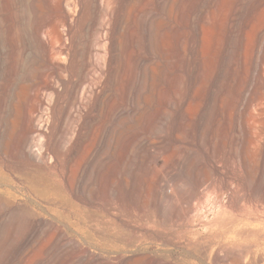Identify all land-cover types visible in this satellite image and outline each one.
<instances>
[{"label": "bare ground", "instance_id": "obj_1", "mask_svg": "<svg viewBox=\"0 0 264 264\" xmlns=\"http://www.w3.org/2000/svg\"><path fill=\"white\" fill-rule=\"evenodd\" d=\"M208 130L217 138L205 147ZM129 145L136 161L154 163L155 215L191 224L207 190L220 202L231 188L208 239L253 236L233 212L264 205V0H0V243L18 239L4 227L25 224L21 242L49 231L76 264L106 263L69 238L56 208L119 206ZM10 163L34 174L44 212L4 185Z\"/></svg>", "mask_w": 264, "mask_h": 264}, {"label": "rangeland", "instance_id": "obj_2", "mask_svg": "<svg viewBox=\"0 0 264 264\" xmlns=\"http://www.w3.org/2000/svg\"><path fill=\"white\" fill-rule=\"evenodd\" d=\"M151 132L152 130L150 132L143 130L142 135H154V132ZM216 134L213 133L214 138L209 130L204 132L202 141L205 147H208L217 138ZM111 136L113 137V134ZM127 147L123 149V158L117 165L118 171L123 177V181L117 182L121 196L119 206H115L111 200L105 197L106 199L100 198L98 201L90 203L83 202L67 208H56L57 214L60 216H58L59 224L63 228L67 227L62 225V223H66L62 217L65 215L64 218L69 220L70 226L66 230L70 239L79 240L90 252L96 251L97 254L111 257L103 264H264V205L261 202L254 201L252 205L248 204L233 212L240 222L249 218L253 236L239 241L218 242L212 238L208 239L212 233L220 232L219 229L211 225V221L226 218L228 215V209L223 206L219 208V205H222L231 196V188H227L220 194V202L216 201L218 192L207 190L208 195L203 194L201 197V200L206 199L205 202L199 200L197 206L199 212L196 210L191 214V224L177 222V220L164 215L165 211L160 212V216H157L151 211L153 209L151 199L155 175L154 163L150 157L146 156L141 162L136 161V158L131 154L132 145ZM102 151L105 155L113 154L109 142L105 143ZM163 164L164 161L161 160L156 166L159 167ZM186 168L184 167L182 170L181 177H188L190 170L188 166ZM131 169H134V174H131ZM185 170L186 172H184ZM4 172L6 173L5 181H2L4 185L18 195V198L26 200L29 203L27 205H31L37 211L44 212L47 202L36 196V191L33 190L36 178L34 174L14 163H10ZM126 184L130 185V190L134 195L133 200L128 197ZM179 184L183 185L182 181ZM110 185L111 182L108 187ZM205 186L206 184L200 187L204 193H206ZM27 198L35 199L30 202ZM59 211L63 215L62 217ZM205 224L206 226H204ZM4 229V233L11 235L18 232L16 236L18 239L11 244L1 241L0 248L3 250L0 249V264H76L71 256L59 254V245H54L52 240H48V238L50 239L49 231L47 234L41 232L31 241L24 243L21 242V239L28 232L25 224L22 226L11 224ZM107 232L118 237L108 236L111 239L109 240L106 237ZM235 243L237 244L235 245ZM222 246L241 250L242 254L239 257L225 256Z\"/></svg>", "mask_w": 264, "mask_h": 264}]
</instances>
